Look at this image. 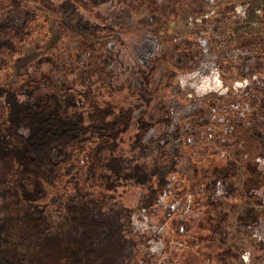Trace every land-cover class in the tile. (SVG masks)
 <instances>
[{
    "label": "trees",
    "instance_id": "16d2710c",
    "mask_svg": "<svg viewBox=\"0 0 264 264\" xmlns=\"http://www.w3.org/2000/svg\"><path fill=\"white\" fill-rule=\"evenodd\" d=\"M96 1L98 9L100 4L123 8L124 17L111 16L105 22L91 19L88 5ZM114 1L118 3L0 0V264L33 263L30 251L40 241L53 255L68 258V264H113L117 257L120 262L115 264L134 263L137 247L130 236L131 209L115 197L119 188L139 187L144 190L137 207L145 211L165 194L172 213L164 221L166 247L175 234L172 222L175 228L191 223L193 233H209L221 243L215 256L219 264H244L242 252L226 243L233 205L225 208L215 191L216 183L224 180L227 186L220 194L224 201L252 196L253 186L264 190V180L257 175L264 174V166L255 161L264 154V5L258 27L243 31L232 44L226 43L228 36L215 39L224 47L215 50L208 36L218 35V25L231 20L225 4H217L208 15L205 0H181L194 27L174 38H162L149 28L152 34L148 30L145 38L136 41V55L131 56L135 59L130 63L128 56L126 63L113 36L118 24L133 25L128 15L135 5ZM35 4L57 13L65 42H73L76 35L84 36L81 42L88 47L98 45V72L84 68L75 72L70 66L54 78L40 67L51 57L42 56L24 65L18 81L8 82L21 43L47 32L41 25L47 11ZM160 4L172 9L167 0H159ZM139 20L147 23L146 18ZM88 36L101 39L91 41ZM201 36L208 40L209 61L229 84L227 68L248 83L240 93L209 92L179 110L187 100L186 92L172 78L206 63ZM35 68L42 72L34 74ZM223 149L228 155L224 159L219 155ZM238 172L246 174L241 194L235 192ZM173 174L169 191L167 179ZM93 178H98V213L91 214L81 206V198L85 183ZM186 194H191V202ZM176 201L181 207L170 210ZM198 202L213 213L200 231L193 216ZM114 204L125 209L122 217L110 216ZM185 204L187 212L179 217ZM260 214L264 210L248 207L244 216L237 217V229L252 234ZM88 222L94 230L87 228ZM51 236L56 238L50 240ZM257 243L264 247L263 240ZM118 245L123 251L114 255ZM165 259L158 264H165Z\"/></svg>",
    "mask_w": 264,
    "mask_h": 264
},
{
    "label": "rangeland",
    "instance_id": "374dc122",
    "mask_svg": "<svg viewBox=\"0 0 264 264\" xmlns=\"http://www.w3.org/2000/svg\"><path fill=\"white\" fill-rule=\"evenodd\" d=\"M127 1L128 0H126V2ZM153 1H155V4L151 3L150 0H129V3L133 4L134 2L135 5L133 8H130L132 12L128 15V17H132L134 21L133 25L128 27L118 24L116 27L117 34L115 36L112 35L113 38L115 37V39H117V43L120 44V48L123 50L125 54L124 61L126 63L129 62L128 56H130L131 59L130 63L135 59L131 56H133V53L135 54L134 49L136 41L145 38L148 30L150 34H152L149 28L154 29V33L162 38H174L177 34H184L189 31L190 27H194V21L185 10L181 0H167L172 9H168L161 4V6L157 5L159 4V0ZM205 1L207 3L206 8L209 9L206 14L209 15L215 11L217 4L224 3L226 13L230 15L231 18V20L228 19L226 22L218 25V35H215V37L211 35L208 36L209 46H213L215 50H219L220 46L224 48L219 42L215 43V39L228 36L226 43L232 44L233 41H236L240 33L259 26L258 14L259 9L264 5V0ZM116 2L117 1L111 0L110 5L116 4ZM232 4L233 11H230V6ZM35 6L47 11V16L45 17L46 22L41 24L47 32L45 34L35 33L31 39L21 43L22 52L17 55L10 64L8 82L14 83L18 81L24 65L42 56L51 57V61L43 62L40 67L49 72L54 78L59 75L58 73L60 71L64 73L70 66L75 72H80L82 68L86 71L98 72L101 61V50L98 49L97 42L95 43V45H97L96 48L88 47L87 43L81 42V38L84 36L77 37L76 35L73 42H65L57 13L47 7L43 8L38 4H35ZM124 13L125 10L123 8H111L107 4H100L98 9V1H96L92 6L88 5L87 15L93 20L105 22L111 19V16L124 17ZM150 15L156 17V19H152ZM140 17L146 18L147 23L143 24V22L139 20ZM126 20H128L127 17ZM120 21L122 20L120 19ZM150 21H153V24H150ZM198 21L199 18L196 19V22ZM39 22L41 23V20L36 21V23ZM107 37H110V35ZM88 38H90L91 41L101 39L98 38V36L97 38L88 36ZM207 41L205 36L199 37V44L202 47V51L205 53L206 63L201 65L198 70L179 72L172 78L173 82L178 84V86L186 92L187 100L179 110H182L189 103L194 102L198 96H202L209 92L226 95V93L231 90L232 93H240L243 87L248 83L247 78L239 79L231 68H227V73L231 77V83L229 84V80L224 77L211 61H209L212 56L208 54L209 46ZM138 51L141 52L139 49ZM232 65L234 64L232 63ZM41 72L42 71H39L37 68L33 70V73L36 75H39ZM252 78L256 79L257 77L253 75ZM179 92V90H175V94ZM221 152L222 153L219 155L222 159L228 156L224 149ZM258 160L259 159H255L258 166L263 167L264 164L261 165V162ZM261 161L264 163V154L263 160ZM185 163L186 159L182 160V165ZM245 175L246 174L243 172H238L234 177L236 194H241L243 190ZM257 175L264 180L263 171L258 172ZM173 180L174 174L169 175L167 179V188L173 185ZM224 181L225 183L222 181L216 183L215 195L220 201H223L225 208H228L229 205H233L232 210L230 209L228 223L226 224L228 226L226 243L235 250L242 252L241 258L244 264H264V247L257 243V240L264 241V214H260L255 220L254 223L256 227L255 229L253 228L252 234H246L237 229V217L244 216L247 213L248 207H251L257 212L264 210V190H261L258 186H253L252 196H245L244 198L237 197L234 201H224L225 199L220 196L223 192V187L227 186L226 180ZM262 183L264 182L262 181ZM85 184L87 185L84 190L85 194L81 198V206L91 214L98 213V178L89 179ZM201 187L200 185V188ZM171 188H169V191H171ZM143 190L144 188L142 187L128 189L119 188V195L115 197L118 204L127 206L126 208L131 209L129 217L130 236L136 241L135 247H137L136 257L133 260L134 263L125 262V264H158L159 261L162 262L164 257L167 258L164 260L165 264H219L215 260V256L221 247V243L216 240L213 235L200 231V228H203V225H205V220L209 221V218L213 214L210 208H206L201 202H198L200 204L196 206L199 210L193 213V216L196 217L197 224H195V226L199 225L198 230L200 232L197 233L198 235L193 233V224L190 223V226L186 224L175 228L174 226H177V224L172 222L171 227L175 234L172 236V242H169L166 247L162 237L165 229L164 221H166L168 217H171L172 213H168L165 194L160 196L157 205H154L150 211H145L143 208L137 207L139 203L138 197ZM186 200L187 202L192 201L191 194H186ZM93 201H96L97 204L94 205ZM169 206L170 210H177L181 207L179 201L173 202ZM111 208H113L112 211ZM186 210L187 205L185 204L181 213L178 214L179 217L187 212ZM99 211L101 212L100 209ZM124 211L125 209L117 207L116 204L110 206V216L120 215L122 217ZM88 224L89 226L87 228L90 227V230H94L93 227L91 228L93 223L88 222ZM239 227L242 229L244 228L242 226ZM55 238L56 236H51L50 240H54ZM37 244L38 245L33 246L30 251V257H32L34 264H68V258L64 259L61 256L53 255L46 245L44 248L43 241ZM115 249L116 253H114V255H118L120 250L123 251L120 245L116 246ZM115 262H120V259L117 257ZM115 262L113 264H115ZM33 263L30 261V263L28 262L27 264Z\"/></svg>",
    "mask_w": 264,
    "mask_h": 264
},
{
    "label": "built area",
    "instance_id": "2783aa9c",
    "mask_svg": "<svg viewBox=\"0 0 264 264\" xmlns=\"http://www.w3.org/2000/svg\"><path fill=\"white\" fill-rule=\"evenodd\" d=\"M257 159H259L258 161L261 162L260 164H263V161H261V160H263V156H262V157H258V158H256V160H257ZM218 192H219V191H218Z\"/></svg>",
    "mask_w": 264,
    "mask_h": 264
},
{
    "label": "bare ground",
    "instance_id": "6f19581e",
    "mask_svg": "<svg viewBox=\"0 0 264 264\" xmlns=\"http://www.w3.org/2000/svg\"><path fill=\"white\" fill-rule=\"evenodd\" d=\"M205 84V83H204Z\"/></svg>",
    "mask_w": 264,
    "mask_h": 264
}]
</instances>
